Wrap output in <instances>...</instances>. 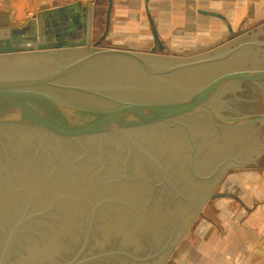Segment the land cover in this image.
I'll return each mask as SVG.
<instances>
[{
  "label": "water",
  "instance_id": "95a60500",
  "mask_svg": "<svg viewBox=\"0 0 264 264\" xmlns=\"http://www.w3.org/2000/svg\"><path fill=\"white\" fill-rule=\"evenodd\" d=\"M152 31L154 57L90 37L2 51L0 264H160L211 181L262 161L264 24L186 59Z\"/></svg>",
  "mask_w": 264,
  "mask_h": 264
},
{
  "label": "crops",
  "instance_id": "0c3cea01",
  "mask_svg": "<svg viewBox=\"0 0 264 264\" xmlns=\"http://www.w3.org/2000/svg\"><path fill=\"white\" fill-rule=\"evenodd\" d=\"M109 3L107 0V7L105 8V5L103 7L105 13L101 22L104 26L107 25L106 15L110 8L111 13L110 31L103 41L102 49L137 52L138 46L126 47L124 44L136 45L147 41L156 43L152 31L154 27L158 40L164 44L165 49H170L169 44L174 42L195 40L202 46L197 49L201 51L198 53L203 54L264 24V0H112V4ZM202 12H213L222 18L205 15ZM98 19L100 20L96 18L95 0H0V55H8L2 53L8 48V43L14 50L17 48L38 50L41 45L59 42L66 44L61 50L89 49L86 42L89 37L91 38L90 34L87 38L79 32L75 36L73 22L89 25L94 23L96 26ZM68 23L69 28H72L70 31L66 26ZM141 26L146 31H139ZM55 27L58 28L54 30ZM103 34L98 37H102ZM57 35L65 38L58 40ZM96 39L93 36V42ZM54 50L57 49H51L50 52ZM168 53L172 56L180 54L174 51ZM249 173L256 172L253 170ZM261 173L259 185L256 186L250 179L248 183H243V191L248 188L246 192L248 194L240 195L237 191L231 196L215 195L236 204L242 203L243 211L247 213V216L240 218L242 221L237 220L242 228H236L234 225L233 229L237 230L234 233L236 237L246 235L249 237L247 242L241 240L242 243L236 239L234 249L242 251L253 249L260 252V255L264 252V169ZM236 182L235 187L239 186ZM250 236H258L261 241L250 242ZM238 258L235 256V264H240ZM251 261L247 257L242 259L241 264H264V257Z\"/></svg>",
  "mask_w": 264,
  "mask_h": 264
},
{
  "label": "rangeland",
  "instance_id": "374dc122",
  "mask_svg": "<svg viewBox=\"0 0 264 264\" xmlns=\"http://www.w3.org/2000/svg\"><path fill=\"white\" fill-rule=\"evenodd\" d=\"M96 3V18H100L99 22L94 28V38H98L104 32V23L101 22L104 19L105 8L107 7V0H95ZM139 31H146L142 26L139 27ZM114 40V39H113ZM112 40V41H113ZM125 43V42H124ZM209 45L210 43H204ZM126 47H135L139 50V53H145L153 46L152 42H142L139 44L125 43ZM170 49L166 48L165 52L174 51L180 53V59L190 58L199 55L202 46L195 40L187 42H174L169 44ZM171 50V51H169ZM164 52V53H165ZM202 54V53H201ZM172 56V55H171ZM255 168V165H258ZM255 168V169H254ZM261 169V170H259ZM264 169V156L260 163H254L253 170L256 173H242L241 166L232 167L226 170L223 174L218 175L211 181V186L208 188L209 197L207 202L202 206L203 202H199L198 206L202 209L198 212L188 229L181 235L179 241L167 252L160 264H235V256L238 258V262L241 264L242 259L249 257L252 259L264 257V252L258 251H242L235 250L234 245L242 243L241 240L247 242L248 235L237 238L234 233L237 227L242 228L238 221L247 213H244L242 203L231 202L229 199L222 197H215L219 192L226 194H236L237 191L241 195L248 194V188L243 191V183H248L249 179L252 183L259 185L261 182L262 170ZM252 170V171H253ZM258 170V172H257ZM260 171V172H259ZM238 181V182H236ZM236 182L239 186H234ZM251 205V204H249ZM237 223V224H236ZM236 226L233 229V226ZM239 225V226H238ZM237 235V234H236ZM250 242H260L258 236H250ZM263 238V237H261ZM237 239V240H236ZM240 240V241H239ZM242 258V259H241ZM252 262V261H251Z\"/></svg>",
  "mask_w": 264,
  "mask_h": 264
},
{
  "label": "flooded vegetation",
  "instance_id": "af4514ba",
  "mask_svg": "<svg viewBox=\"0 0 264 264\" xmlns=\"http://www.w3.org/2000/svg\"><path fill=\"white\" fill-rule=\"evenodd\" d=\"M110 4V3H109ZM108 13V12H107ZM93 17H94V15H93ZM106 18H107V15H106ZM94 20V19H93ZM93 20H92V22H93ZM75 23V24H74ZM73 25H75V36H76V34L79 32L80 34H84L85 35V37L87 38L88 36H89V34H90V36H91V45L94 47V46H96L97 45V43L99 44L98 45V47H103L102 46V44H103V41L105 40V38L107 37V35H108V33H109V31H110V26H109V29H108V31H107V25L106 26H104V34H103V36L102 37H98L97 39H96V41H94L93 42V33H94V28H95V26H94V23H92L91 25H89L88 23H83V22H78V21H74L73 22ZM58 27H55V29L54 30H56ZM57 33V32H56ZM59 35H57V37H58ZM59 39H64L63 37H58V40ZM94 44V45H93ZM86 47V46H85ZM154 47H155V43H153V46L151 47V49L150 50H148L147 52H145V53H143V54H146V55H148V56H153L154 57V55H152L151 54V50L152 49H154ZM165 52V48H164V44H162V47H160V46H158V49H157V54H155V56H160V57H175V58H181V57H179L180 56V54H176V56H171V54H169V53H164ZM251 87H254L252 84H244V85H242V89H241V91H239L238 93H237V96L236 97H234L233 95H232V97L231 96H228L227 97V102H229V100L230 99H232V101L234 100V101H238V102H240L239 104L237 103L236 105L234 104V105H231V103H232V101L230 102V105H231V107H232V110L235 112V111H237L236 109H238L239 111L241 110V109H245L246 107L245 106H247L248 104V100L247 99H245V96L247 97V96H249L248 94L251 92ZM256 89V88H255ZM257 90V89H256ZM258 91V90H257ZM251 94V93H250ZM238 98V99H237ZM260 101V100H259ZM261 102V101H260ZM244 111V110H243ZM239 114H238V112H235V113H233V116H238ZM264 156V154L261 156V158ZM260 158V159H261ZM259 159V160H260ZM238 164L237 165H240L242 162H237ZM224 164H227V163H224ZM223 165V164H222ZM221 166V165H220ZM259 166V164L256 166L255 165V168L256 167H258Z\"/></svg>",
  "mask_w": 264,
  "mask_h": 264
}]
</instances>
